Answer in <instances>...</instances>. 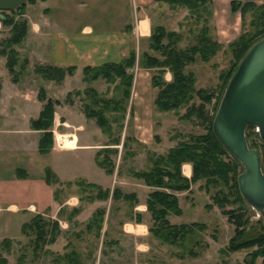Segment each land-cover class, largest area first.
<instances>
[{"label":"crops","instance_id":"obj_1","mask_svg":"<svg viewBox=\"0 0 264 264\" xmlns=\"http://www.w3.org/2000/svg\"><path fill=\"white\" fill-rule=\"evenodd\" d=\"M47 1H51V7L46 5ZM103 2H108V5ZM38 3L42 9L35 11L33 6ZM92 3L98 5V10H95L97 13L90 9ZM156 3L159 2L35 0L26 3L23 17L27 20L28 28L24 39L16 48L21 51L20 56L25 62L22 68L24 79L13 81L6 66V58L0 55V242L8 239L17 243L27 237L28 235L22 233V225L34 215L40 214L49 221L57 222L58 232L55 241L46 244L44 250L39 252L43 256L56 258L61 252H57L55 246L64 240L68 243L73 237L79 238V229L76 226L84 227L94 210L105 206L103 231L108 230L110 240V245L104 247L105 253L102 254L105 264H150V248L156 239L149 231L151 219L145 202L153 188L145 185L141 179L131 176V169L124 168L123 164L115 166L112 174H107L96 164V153L110 147L101 140L95 141L96 135L98 139L103 136L100 128L96 127L91 132L86 124H73L71 127L74 126L77 139L75 147L59 149L52 146L48 152H40L38 141L42 131L35 129L31 123L38 118L42 108L38 90L46 84L41 82L43 79L38 74L33 73L34 66L47 64L75 67L74 73L66 75L57 85L55 93L61 95L72 90L71 82L73 79H80L85 66L117 63L131 52L136 57L135 64H138L139 55L149 44L153 6ZM106 9L109 12H103ZM53 11L55 18L51 22L48 16ZM106 16H112V20H95L97 17L101 19ZM88 17H93L96 23L92 25L86 19ZM133 78L132 86L136 87L132 97L139 98L142 96V88L137 87V82L141 83L146 78L143 73H135ZM141 106L136 105L137 108ZM55 113L53 126L56 121ZM143 126L141 122H136L134 137L149 146L151 137L148 134L144 136ZM62 127L64 130L68 129ZM85 131L92 133V139L83 137L81 133ZM111 147L118 148L117 145ZM83 166L85 168L81 169ZM47 170L51 173L50 181L47 180ZM181 174L190 179L191 164L183 163ZM78 181L109 190L108 198L82 200ZM194 184L188 190L176 193L182 212L175 216L182 215L181 201L184 203L185 200H190ZM114 188L122 193L135 194L138 201L134 204L131 200L125 201L122 198L113 201L111 195ZM94 193L89 192L88 196ZM80 204V212L71 220L60 217L61 208L71 209ZM189 222L194 221L182 223ZM170 223L181 224L172 221ZM85 234L87 238L92 236ZM3 249L7 252L5 256L13 251L9 246ZM3 249H0L2 254Z\"/></svg>","mask_w":264,"mask_h":264},{"label":"trees","instance_id":"obj_2","mask_svg":"<svg viewBox=\"0 0 264 264\" xmlns=\"http://www.w3.org/2000/svg\"><path fill=\"white\" fill-rule=\"evenodd\" d=\"M35 0H28L33 2ZM159 3H165L171 8L181 7L188 11L196 23L203 20L204 24L198 32V43L186 49H179L177 43L181 40L180 33L168 31L163 25H152L149 37L148 49L156 52L150 54L143 52L138 59V64L145 69H156L151 75V86L157 88L156 96L153 100L154 106L158 111H174L179 108H185V113L180 116L182 119H196L204 127L205 132L198 135H189L186 139H179L174 146L168 149L165 154H156L147 151L149 166L146 169L130 170V175L141 179L145 185L152 187L151 192L146 198V208L150 213L151 226L150 233L160 242L173 245H180L181 240L191 238L195 229L204 230L206 224L203 222H189L181 224H172L168 219V215H180L182 210L179 207L178 197L176 193L188 190L190 185L199 180L204 183L199 187L205 190L214 189L211 198L221 208L230 203H238L243 201L238 189L237 176L239 174V162L231 156L228 151L217 140L212 131L213 115L206 108L216 97V103L219 102L220 94L226 85L230 75L235 69L239 59L242 57L247 48L259 37L264 36V3L256 4L252 1L241 2L238 0H230V9L232 12L239 11L241 18L247 11L252 12L253 32H241L233 41L226 46L233 56V64L228 71L220 73L223 85L219 90V95H215L214 89L211 88H195V78L191 72H185V66L195 60L194 55H198L203 61H208L222 47V45L208 34L209 27L206 24L209 16L212 14L210 9L211 0H157ZM26 2V3H27ZM21 5L17 9L10 10L15 12L21 18L16 21L12 17L0 18L3 25L10 26V35L5 41V47L0 50V55L6 56V66L12 75V80L17 81V73L14 69L16 64L17 52L14 46L18 45L24 39L28 24L23 17L25 5ZM5 12V11H3ZM243 20V19H242ZM208 35V36H207ZM166 41V42H164ZM8 50L6 51V49ZM7 52V53H6ZM136 57L131 52L126 58L117 63H104L98 66H85L82 69L84 81H95L98 78L104 79L106 82H115L114 90L121 91L116 98H110L101 95L92 87H87L84 93L89 97L88 101L83 105V111L86 118H93L103 133L111 134L112 126L110 120L117 122L119 131L124 126L125 112L127 102L130 96V89L133 81V73L129 72L135 65ZM74 66L59 67L53 65H36L33 71L41 78L48 81L61 82L65 75L74 73ZM166 71L171 73V80L164 79L163 74ZM75 94H79L77 91ZM69 96V94H68ZM38 98L42 102V108L37 119L32 121L35 129L42 131L38 141L40 152H48L52 148L53 136L51 128L53 126L55 105L59 104L58 100H52L45 97L42 87L38 90ZM195 99L199 102L196 103ZM118 113V114H116ZM133 113H130V119ZM246 128V139L249 142L248 129ZM129 136H126L122 142V147L127 146ZM120 135L113 137L108 145L119 144ZM264 143V142H263ZM118 150L114 147L103 148L98 151L95 156L96 164L102 168L107 174H112L115 168L114 156H117ZM126 156H133L134 152H125ZM232 157L231 161L224 159L227 155ZM261 160V157H260ZM192 164V174L190 179L183 177L181 167L183 163ZM261 168L264 172V161H261ZM51 173L47 170V180L50 181ZM81 186L84 184L95 193L88 196L89 199L106 200L109 190L102 189L94 184H85L77 182ZM93 192V191H92ZM112 200L122 198L125 201L131 200L134 204L138 200L133 193H122L119 189L112 190ZM231 197V198H230ZM131 204V205H133ZM113 204H111L112 206ZM215 204L205 205L208 209ZM110 206V208H111ZM231 208L223 210L228 215L229 221L234 225V233L230 237L226 246L229 252H235L241 249H249L255 247L248 253L249 260L245 259L247 264H255L257 257H264V226L256 236H248L245 233V224L248 220L246 214L241 208ZM72 213L79 212V207L71 209ZM63 208L60 209L62 214ZM106 208L99 207L94 210L87 220L84 231L93 236V239L99 240L101 243L100 252L105 253L104 247L110 245L108 239V230L103 231ZM260 223V221H258ZM22 233L33 234L32 245L35 256L39 250H42L46 244L55 241L58 232V224L55 221H49L42 215L36 214L28 222L22 225ZM81 237L80 234H78ZM10 240L4 239L0 242V249L8 247ZM198 240H194L193 244H198ZM93 251H90L87 258L90 259L88 264H95L92 258ZM22 256V255H20ZM64 264H84L81 254L75 249H70L59 256ZM264 259V258H263ZM0 264H8L7 260L0 256ZM264 264V260L262 261Z\"/></svg>","mask_w":264,"mask_h":264},{"label":"rangeland","instance_id":"obj_3","mask_svg":"<svg viewBox=\"0 0 264 264\" xmlns=\"http://www.w3.org/2000/svg\"><path fill=\"white\" fill-rule=\"evenodd\" d=\"M211 1L212 2L210 4V9L212 14L206 21V24L209 27V36H207L219 42L222 47L208 61H203L199 58L198 55H194L196 56L195 60L185 66V72H191L193 74L195 78V88H211L214 89L215 95H219V90L223 85L220 73L223 71H228L234 61L233 56L226 45L229 42L233 41L238 35H240L241 32H253V25L251 24L253 16L251 11H247L243 18H241V14L239 11L232 12L230 9V0ZM238 1H252L256 4L264 3V0ZM103 3L105 5H108V2ZM51 4V1H47L46 5L51 7ZM40 6L41 5H39L38 3L34 5L33 8L36 11L42 9V7ZM84 6L87 8L86 5ZM96 6L97 8H99L97 4ZM96 6L94 3H92L90 9L93 10V12H96L95 10H98ZM153 10L152 25L160 24L163 25L168 31L180 33L181 40L177 43V47L179 49H186L193 45H197L198 32L204 24L203 20L196 23L193 17L188 14L187 9L181 7L171 8L165 3H156V5L153 6ZM106 11L108 10H103V12ZM54 12L55 11L50 13L48 16L51 22L55 18ZM159 12H161L160 15L158 14ZM6 16L12 17L13 20L16 21L21 18L15 12L13 13L10 11H0V18ZM86 19H88V21H90V23H92L93 25L96 23L95 20H112V16H106L105 18L103 17L101 19L100 17H97L95 20L93 17H88ZM9 30L10 26L3 25L2 21L0 20V50L6 45L5 41L10 35ZM18 45L14 46V50L17 52V61L14 65V69L16 70L17 77L20 79H24L22 68L24 67L25 62L23 57L20 56L21 51H17L16 49ZM7 50L8 48L6 49V51ZM146 51L150 54L159 56L156 52L148 49V47H146L143 52ZM140 55L138 59L140 58ZM2 57L6 58V56ZM155 71V68L145 69L142 68L139 64H135L132 69L129 70V72L133 73V77L135 73L136 75L138 73L144 74L146 80H142L141 83L137 82V87L140 86V88H142V96L139 98L132 97V94L134 95V87L136 86H131V95L129 96L127 102L124 126L122 130L119 131L117 122L110 120V124L112 126L111 134L109 135L102 132L103 136L101 137V139L100 136L98 139V135H96L95 137V141L101 140L104 143H110L113 137H117L118 135H120L121 142L119 144H116L118 147V154L117 156L113 157L115 166H122L123 164L124 168H130L131 170L146 169L150 163L147 157L148 150L155 152L156 154H165L168 149L174 146L179 139H186L190 134L198 135L205 132L204 127L196 119L186 120L180 118V116L183 115L186 110L183 107L179 108L176 112L158 111L155 108L153 100L156 96L157 88L152 87L150 83L151 75L154 74ZM33 73L35 72L33 71ZM169 73V71H166L165 74H163L164 79L167 81L171 80V77H169L171 76V73L170 75ZM43 81L46 84H44L45 86L42 85L40 87L44 89L45 97L52 100H58L60 102L59 104L55 105L57 132L68 134L75 133L74 126L71 127V125L73 124H86L87 129H89L91 132L95 131L96 127L99 128L93 118H86L84 114L83 105L89 99V97H87L84 93L85 88L92 87L101 95L108 98H110L111 96L117 98L121 93L119 89L118 91L114 90L117 81L106 82L102 78H98L95 81H84L83 75H80V79H73L70 84L72 90L61 95L58 92L55 93L56 87L58 84H60V82L48 81L46 79H43L41 82ZM133 83L134 82L132 81V85ZM223 90L221 92H223ZM76 91L79 94H75ZM56 95L57 98L55 99ZM221 95L222 94H220V97ZM195 102L198 103L199 100L195 99ZM215 103L216 97L213 98L211 103L206 106L208 112L212 115L214 111H216L219 102L217 103V105H215ZM137 104H141V108H137ZM131 112L133 113V118L130 119ZM136 122H141V124L144 125V129L142 130L144 136L146 137L148 134L149 138L151 137L149 146L144 145L143 143L135 139L134 133L136 131ZM62 123H65V125H62ZM146 123L148 125H146ZM62 126L67 127L68 129L64 130ZM248 133L250 134L248 145L250 147L258 149L261 161H264V143L260 139L255 127L249 128ZM81 134L85 139H92L93 137L92 133L90 134L87 131L82 132ZM126 136H129L130 139L127 141V146L123 148L122 142L124 141ZM72 137H75V142H77L76 135L74 134ZM111 146L114 145L110 144V147ZM125 152H134V154L133 156H126ZM229 154L224 157V159L231 161L232 155L230 154V156ZM84 168V166L81 167V169ZM237 170L239 171V173L242 171V166L240 163ZM81 171L82 170H80V173H82ZM203 183V180L197 181L194 184L195 188L193 190V195L190 196V200H185L184 203L183 201H181L180 206L183 209L182 215L175 216L170 214L168 216V219L175 223L188 221L203 222L206 224V229H195V232L191 238L186 237L184 241H179L181 242L180 245L162 243L155 238L156 241H154L153 245L150 248V257L148 258L150 264H247L245 262V259L247 258V260H249L248 253L254 250L255 247H251L249 249H241L235 252H229L226 250L229 239L234 233V225L229 221L228 215L225 214L223 210L236 207L241 208V210L248 217V220L245 224V233L248 236H256L262 230L261 227L264 226L262 218L259 217L250 208V206L245 202L244 199H242L243 201H240L238 203H230L224 208L219 207L218 205H216V203H213V200L211 198L212 194L214 193V189L210 188L207 191L203 188H200L199 186ZM92 191L95 192L94 190ZM92 191L88 189L84 184H82L81 186L79 185V195L80 198H82V200L84 201H92V199L88 198V193ZM189 202H191L192 204H189ZM207 204L215 205H213L212 208L208 209L205 206ZM81 205L82 204L78 206L79 212ZM102 207L106 208L105 206ZM71 209L63 207V211L62 214H60V217H64L65 219L67 217V220H71L76 215H78L79 212L72 213ZM258 221H260V223ZM76 228L77 230L79 229L78 233L81 235V237H73L71 240H68V243L65 240L62 241L59 245L55 246V248L58 249L57 252H61V254H63L65 252H68L70 249H75L81 254V258L84 264H88L90 262V259L87 258V255L90 251H93L92 258L95 260V264H105L106 262L103 260L102 253L100 252V241L93 239V236H89L87 238L85 232H83V226L79 225L76 226ZM33 237V234H29L27 237L21 239L17 243L10 242L9 247L13 248V251H9L8 256H5L6 250L1 248L3 249L4 254L0 253V256L5 258L8 264H64L63 261L59 259V255H57L56 258L55 256H53L54 258H51L50 255L43 256L42 254H40L39 250L37 252V255L35 256L31 241ZM194 240H198L199 243L193 244ZM44 247L42 250H44ZM263 258L264 257L261 256L257 257L255 260V264H262V261L264 260Z\"/></svg>","mask_w":264,"mask_h":264},{"label":"water","instance_id":"obj_4","mask_svg":"<svg viewBox=\"0 0 264 264\" xmlns=\"http://www.w3.org/2000/svg\"><path fill=\"white\" fill-rule=\"evenodd\" d=\"M27 1L0 0V11L17 9ZM249 125L264 142V36L239 59L212 120L217 140L242 166L237 176L241 196L264 224V172L258 149L250 147L246 139Z\"/></svg>","mask_w":264,"mask_h":264},{"label":"built area","instance_id":"obj_5","mask_svg":"<svg viewBox=\"0 0 264 264\" xmlns=\"http://www.w3.org/2000/svg\"><path fill=\"white\" fill-rule=\"evenodd\" d=\"M62 125H65V123H62ZM53 133V148H72L75 147L76 142L74 140V143L72 145L69 144L70 141L73 139V134L63 133V132H57V124L56 121L54 122V126L52 129Z\"/></svg>","mask_w":264,"mask_h":264},{"label":"bare ground","instance_id":"obj_6","mask_svg":"<svg viewBox=\"0 0 264 264\" xmlns=\"http://www.w3.org/2000/svg\"><path fill=\"white\" fill-rule=\"evenodd\" d=\"M144 27V26H142ZM75 137H73L72 141L69 142L70 145H72L74 143Z\"/></svg>","mask_w":264,"mask_h":264}]
</instances>
